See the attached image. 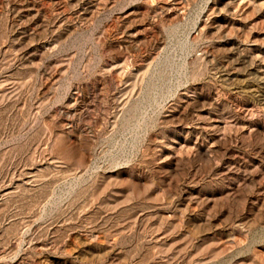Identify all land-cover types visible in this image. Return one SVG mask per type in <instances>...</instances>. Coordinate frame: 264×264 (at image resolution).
I'll list each match as a JSON object with an SVG mask.
<instances>
[{"label":"rangeland","instance_id":"1","mask_svg":"<svg viewBox=\"0 0 264 264\" xmlns=\"http://www.w3.org/2000/svg\"><path fill=\"white\" fill-rule=\"evenodd\" d=\"M0 264H264V0H0Z\"/></svg>","mask_w":264,"mask_h":264}]
</instances>
